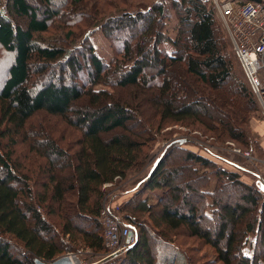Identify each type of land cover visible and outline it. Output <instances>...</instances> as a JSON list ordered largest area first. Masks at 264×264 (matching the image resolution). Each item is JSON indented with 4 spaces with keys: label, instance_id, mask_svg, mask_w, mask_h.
Here are the masks:
<instances>
[{
    "label": "trees",
    "instance_id": "obj_1",
    "mask_svg": "<svg viewBox=\"0 0 264 264\" xmlns=\"http://www.w3.org/2000/svg\"><path fill=\"white\" fill-rule=\"evenodd\" d=\"M35 1L0 0V54L9 59L0 87V264L52 262L78 245L105 254L99 218L104 196L143 164L164 128L197 124L216 131L218 139L226 136L243 144L240 127L260 109L238 72L241 68L211 0H90L89 12L71 16L65 15V7L77 13L87 0H42V13ZM247 1L264 3L242 2ZM173 13L177 31L169 54L159 46L170 41L164 29ZM135 25L130 37L118 38ZM96 27L114 46L109 63L90 41L84 47L72 44L84 33L89 38V30ZM52 31L60 37L45 43ZM80 48L83 52L77 51ZM175 70L183 75L179 83L170 77ZM197 92L228 108L229 116L210 110L199 95L189 102ZM36 115L56 120L48 134L41 129L44 140L36 128H28ZM129 121L140 134L129 130ZM215 123L217 129L211 127ZM53 130L66 148L54 140L57 134L50 136ZM70 136L73 146L66 144ZM170 140L120 203L121 221L137 235L121 264H156L148 251L150 241L158 257L159 249L171 244L165 240L168 234L180 229L213 250L214 264H234L235 259L238 264H264V200L258 190L209 156L183 148L186 140ZM18 145L24 162L14 158ZM174 152L181 165L171 161ZM182 170L199 207L182 196ZM35 174L41 178H33ZM212 178L216 186L209 190ZM106 185L112 186L103 190ZM229 188L241 193L242 204H221ZM177 202L187 210L172 209ZM212 222L217 224L215 232L204 227ZM248 244L249 255L244 251ZM182 257L187 264L200 261L185 251ZM175 260L170 257L163 264Z\"/></svg>",
    "mask_w": 264,
    "mask_h": 264
},
{
    "label": "rangeland",
    "instance_id": "obj_2",
    "mask_svg": "<svg viewBox=\"0 0 264 264\" xmlns=\"http://www.w3.org/2000/svg\"><path fill=\"white\" fill-rule=\"evenodd\" d=\"M53 4H55L56 1H61V2H66L67 0H50ZM114 2V0H109ZM139 1H146V0H139ZM241 1V0H240ZM246 1V0H242ZM93 2V0H92ZM213 3V0H211ZM90 0H87L85 3H83V9L79 10L77 13L72 12L69 6L65 7V15L66 16H71V15H79L84 12H89L87 9L90 7ZM111 3V2H110ZM150 3V2H148ZM86 5V7H84ZM102 9L105 8V5H101ZM35 7L42 13L44 9L46 8V4L42 0H36L35 1ZM81 8V7H80ZM107 8V7H106ZM121 8V5L120 7ZM111 12L110 14H113L115 12H118V10H109L108 13ZM171 15V11H170ZM218 15V14H217ZM173 18L167 22V26L164 29V33L168 34V37L170 38V41H166L162 45L159 46V48L162 50L164 53H172V46H171V40L175 39L176 36V31H177V21L175 19V15L173 13ZM220 18L218 17V22ZM55 25H59L58 22H55ZM223 25V23H222ZM224 27V26H223ZM137 27L132 26L129 28H125L122 32L119 33L118 38L125 40L126 38L130 37L136 30ZM222 28V27H221ZM95 29V30H94ZM223 30V29H222ZM91 32L89 38H84V34H80L81 37L72 43L73 46H81L84 47L83 43L89 42L95 49V53L99 55L105 63H109L112 61L113 58V50L114 46L110 44V41L108 37L103 35L102 31L99 29V27L93 28L89 30ZM225 33V32H224ZM60 34V32H59ZM53 35V36H52ZM63 35V34H62ZM79 35V36H80ZM55 36L60 35H55L54 31H52L49 35H46L45 37V43H52V41L55 38ZM58 37V39H60ZM64 37V35H63ZM112 43V42H111ZM231 47V45H230ZM84 48H80L77 51L83 52ZM232 50V48H231ZM230 50V53H231ZM233 51V50H232ZM77 54V52H76ZM232 55V54H231ZM0 57L4 58L3 54H0ZM9 64V59L8 57L4 58V63L0 66V87H1V81L4 80V75L3 73L5 72L4 66H7ZM238 65V64H236ZM238 67V66H237ZM3 72V73H2ZM239 74H241V70L238 71ZM155 72L152 71L149 73V76L154 75ZM83 75V74H82ZM242 75V74H241ZM83 78L85 75L82 76ZM170 77L173 81H176V83L180 82V78L183 77V75L180 73L178 75V71H173L170 74ZM243 80V78H242ZM244 82V80H243ZM223 91L222 93H224ZM219 95V93H217ZM194 96L193 99L189 98V102H193L196 100L195 98L198 97L199 95L201 99L199 100L202 104L206 105L207 107L210 108V110L217 111L221 115H228V108H225L223 106L220 107V105L215 101L212 100L211 98L208 99V96L201 95L200 93L197 92L193 94ZM221 96V94H220ZM214 98V97H213ZM230 99H232L237 105H239L240 102H238L237 98H234L230 96ZM83 105H80L79 107L81 108ZM246 114H244L245 116ZM228 119V118H227ZM56 121L53 118L42 116V115H36L33 119L29 121L28 128L29 130L32 128H36L35 132L40 135V139L44 140V136L42 135L41 129H45V131H49V127L52 122ZM56 123V122H55ZM128 127L129 130L135 134H140V128H138L137 125H134L132 121L128 122ZM213 129L218 128V124H213L211 125ZM240 128H243L244 132H241L243 136V144L238 143V142H233L229 141V139L224 136L223 139H218L217 132L215 133L209 132L206 130L204 127H200L197 124L194 127H185V126H172L168 128H164L158 135V139L156 143L152 146V148L148 151L147 156L143 162V164L137 168H134L130 170L127 173L126 178L123 181L118 180L116 187L109 189L112 185H106L103 190H108L109 192L105 194V198L107 200V197L109 199V202L112 207H116L117 209V215L118 217H122V213L119 212L120 208V201L122 198H128L130 195L127 194L128 191L132 190L135 188V183H137L146 173L147 170L150 169L152 163L156 161V159L161 155L163 150L167 147V144L170 141L176 140V139H184L186 140L184 142L183 148L187 150H191L197 154H201L203 156H206L214 161L215 163L218 164V166L222 167L223 169L227 170L228 172H234L239 175V180L242 182L254 186L258 192L261 194L263 200H264V116L261 112L260 109L258 111H255L254 113L250 114V118L244 126L242 125ZM56 130V129H55ZM53 130L50 134H57L54 135V140L56 141L57 144H59L61 147L66 148L67 146L62 143L61 138H59L60 133L56 132ZM122 131H115V135L121 134ZM49 132H45V134H48ZM73 133L76 134V136H79V132L73 131ZM73 136V135H72ZM72 136H70V140L66 141V144L71 145L72 141ZM169 139V140H167ZM7 142V141H6ZM232 145V146H231ZM73 146V145H71ZM237 149L240 150L243 154H249L248 157L240 154H235L233 153V150ZM71 150V149H70ZM16 155L14 158H18L19 160H22V147L21 145H18L16 147ZM214 156V157H211ZM179 153H172L171 154V161L173 164L178 163V165H181V157L178 156ZM32 159V158H31ZM39 159H36L34 161H38ZM24 162V160H22ZM33 161L30 160L29 164H32ZM39 162V161H38ZM26 163V162H25ZM236 167V168H235ZM170 168H173L172 166ZM174 168H178L174 166ZM187 172L185 170H182L180 172V176L183 179V181L186 178ZM33 178H41V175H34ZM33 183L30 182V185ZM216 186V180L215 178H212V181L210 182L209 190H213ZM180 190L182 191V196L186 197L189 201L190 204L193 206H198L199 207V202H197L195 198V194L193 190L190 189L189 183H187V180H185L181 185H180ZM121 199H119V198ZM241 193L236 190L229 188L225 192L222 193L221 198L223 200L221 204H227L228 206H235L237 204H242L241 202ZM118 198V200H116ZM125 200V199H124ZM168 200L170 202L171 200V195L168 197ZM123 202V201H122ZM171 205V204H170ZM172 209H180L182 211H186V208H183V205L181 202H177L176 204L171 205ZM42 211V210H41ZM159 212V211H158ZM157 214V213H156ZM79 226H81V223H77ZM83 226V225H82ZM206 229H208L210 232H215L217 228V224L215 222H212L210 224L204 225ZM166 240V243H171L168 245H164L162 249H159L158 257L154 258V244L150 241V247H149V252L153 256V260L156 262V264H163V261L166 259L168 260L170 257L176 258L175 262L172 261V264H187L186 260L182 257L184 255V251L186 254L188 253L190 256L193 257V259H200L195 261V264H214L215 262L213 261L214 257V252L210 247H203L200 243L199 240L195 238L189 237L187 231L185 229H180L177 232L169 233L168 237ZM171 240V241H170ZM222 247H224L222 245ZM76 250H71V252L66 253V255L72 254L75 255L79 262L81 263H88V264H121L124 258L126 257V253L121 254L114 259L113 261H107V262H102L103 259H105L107 256V253H102V254H97L94 253L91 250L85 249L83 247H79V245L75 248ZM176 249V250H175ZM245 253L247 255L250 254L249 250V244L245 248ZM176 254V255H175ZM25 257L27 254H24ZM65 255V256H66ZM204 259L199 258V256H205ZM106 256V257H105ZM236 258V257H235ZM208 260V263H207ZM166 262V261H165ZM234 264L237 263V259H235ZM221 264V263H219Z\"/></svg>",
    "mask_w": 264,
    "mask_h": 264
},
{
    "label": "built area",
    "instance_id": "obj_3",
    "mask_svg": "<svg viewBox=\"0 0 264 264\" xmlns=\"http://www.w3.org/2000/svg\"><path fill=\"white\" fill-rule=\"evenodd\" d=\"M213 4L228 34L244 78L264 116V3L213 0ZM233 153L249 156L237 149ZM117 209L111 206L107 197L99 214L107 257L128 252L137 241L136 232L121 221ZM67 256L72 264H88L79 262L75 255Z\"/></svg>",
    "mask_w": 264,
    "mask_h": 264
},
{
    "label": "water",
    "instance_id": "obj_4",
    "mask_svg": "<svg viewBox=\"0 0 264 264\" xmlns=\"http://www.w3.org/2000/svg\"><path fill=\"white\" fill-rule=\"evenodd\" d=\"M115 257L117 256H112V257H107L105 259L102 260V262H107V261H110L112 259H114ZM35 264H72L70 258L66 255V256H62L52 262H44V261H41V260H36L35 261Z\"/></svg>",
    "mask_w": 264,
    "mask_h": 264
},
{
    "label": "crops",
    "instance_id": "obj_5",
    "mask_svg": "<svg viewBox=\"0 0 264 264\" xmlns=\"http://www.w3.org/2000/svg\"><path fill=\"white\" fill-rule=\"evenodd\" d=\"M262 1L264 2V0H262ZM128 192H130V191H128ZM118 198H119V197H118ZM118 198H117L116 200H118ZM119 199H121V198H119ZM124 199H126V198H125V197L122 198L121 201H123ZM121 201H120V202H121Z\"/></svg>",
    "mask_w": 264,
    "mask_h": 264
}]
</instances>
